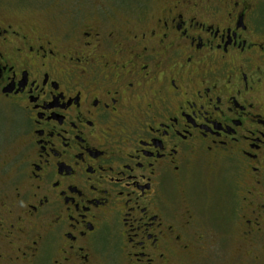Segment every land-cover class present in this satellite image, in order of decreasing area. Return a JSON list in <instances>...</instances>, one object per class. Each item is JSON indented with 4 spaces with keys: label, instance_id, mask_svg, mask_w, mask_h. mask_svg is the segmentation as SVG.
<instances>
[{
    "label": "flooded vegetation",
    "instance_id": "flooded-vegetation-1",
    "mask_svg": "<svg viewBox=\"0 0 264 264\" xmlns=\"http://www.w3.org/2000/svg\"><path fill=\"white\" fill-rule=\"evenodd\" d=\"M57 10L0 14V264H175L201 168L264 237V0Z\"/></svg>",
    "mask_w": 264,
    "mask_h": 264
},
{
    "label": "rangeland",
    "instance_id": "rangeland-1",
    "mask_svg": "<svg viewBox=\"0 0 264 264\" xmlns=\"http://www.w3.org/2000/svg\"><path fill=\"white\" fill-rule=\"evenodd\" d=\"M73 1L0 0V14H10L25 20L39 21L41 18L37 17L38 14H44L46 10L54 11L57 8L56 14H59L61 7L71 5ZM77 4L85 3L78 1ZM197 174L200 175L202 181L201 189L208 192V196L213 201L206 198V203H204V194L200 201L194 199V205L199 209L198 213L200 214L197 227L191 232L194 248L191 253L179 254L175 264H264V237L247 242L236 230L238 215L235 214L238 213L239 204L234 205L233 197L239 193V190L236 188V182L232 183L231 173L228 170L217 168L214 171H205L201 168ZM222 177H226L224 180L226 182L220 181L223 179ZM192 185L199 188V178L194 179ZM192 185L190 186L192 187ZM184 186L182 190L187 191V197L190 199L191 187L186 184ZM218 188H225L226 192L229 189L233 190V194L227 193L226 203L222 199L218 201V197L214 193V190L217 192ZM220 210L221 214L218 213ZM208 211L218 213L216 219L214 213L212 216L210 213V220L207 219L204 214ZM225 211L231 216V222L225 223L223 219L219 218Z\"/></svg>",
    "mask_w": 264,
    "mask_h": 264
}]
</instances>
